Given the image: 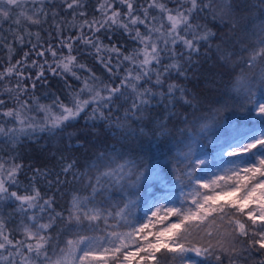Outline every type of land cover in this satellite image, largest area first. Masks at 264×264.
<instances>
[{"label": "trees", "instance_id": "trees-1", "mask_svg": "<svg viewBox=\"0 0 264 264\" xmlns=\"http://www.w3.org/2000/svg\"><path fill=\"white\" fill-rule=\"evenodd\" d=\"M130 2L134 8L133 15L143 19L147 11L146 23L150 26L168 24L166 13L159 7H150L153 0ZM17 3L19 6L7 5V0H4V7L9 11V16L5 18L0 14V73L5 74L0 80V100L4 101L0 105V126L6 130L20 127L14 117L3 115L9 109L20 112L26 123L34 121L37 129L44 126L45 112L40 106H48L51 102L58 108L54 103L57 97L65 105L71 106L72 94L79 91L83 80L93 73L104 83L119 84L125 69L130 68L131 64L123 61L122 55L105 50L101 55L105 60L110 58L114 68V72L109 73L96 58L95 49L78 39L81 35L98 38V42L108 49L113 46L119 48L123 55L142 47L132 39L134 30L131 25L130 34L119 25H111L95 32L84 24L86 20L91 22L94 19H103L99 9L106 0H78L71 9L67 4L72 3V0H17ZM107 3L112 6L108 15H111L112 11H119L120 21L128 22L126 4L121 0H107ZM156 3L164 4L168 9L179 6L177 0H156ZM212 9L214 11L206 9L200 13L195 22L205 25L216 35L208 43H202L199 54H193L191 57V63L180 61L184 64V76L173 70L162 77V88L153 89L158 93H166L169 84H178L186 89L189 100L196 98L191 104L179 99L178 92L172 103H169L170 98L157 95L144 110L142 119H121L122 126L117 127L116 118L124 117L125 109L131 102L125 103L121 98L117 103L123 104V107L118 111L113 108L112 121L91 120L89 115L93 105H90L75 120L66 121L62 130H37L29 134L17 132L15 136L0 134V164L4 165L5 170L20 165L16 173L17 183L6 185L9 191L30 194L34 189L39 190L42 198L39 200L40 204L51 200V208L46 207L44 210L47 215L50 217L56 213L62 214V218H57L45 233L51 237L49 255L58 245L79 233L75 223L70 224L67 220L71 202L75 192L80 190L81 181L100 164L111 162L113 159H131L138 166H143L152 160H158L157 157L170 159L178 152H187L186 145H191L193 136L197 135L212 155L219 146L216 142L219 132L229 131L227 126H223L224 121L233 119L238 124L248 126L258 122V118L253 117L254 113L249 120L246 108L241 105L249 87L256 94L264 91L260 84L261 79H264L261 75L264 72V59L260 58L254 67L248 63L259 50L257 39L264 35L260 32L261 26L264 25V0H212ZM226 13L228 15H225ZM213 15H216L217 19H213ZM29 16L39 20V23H32L27 18ZM220 16L225 18L221 20ZM232 18L239 21L234 31L231 30ZM135 27L139 28L141 33L145 32L144 25L137 24ZM20 37H23V40ZM65 43L72 44L71 54L76 56L77 63L86 66L85 69H74L81 80H76L70 74L54 75L50 70L49 66L56 68V62L69 54ZM217 45H220V51H217ZM50 46L57 52L55 57L48 51ZM182 51L183 46L178 44L176 52ZM39 52H44V56L38 55ZM162 55L163 65H154V68L163 73V66L173 63V60L166 54ZM222 55L227 59H221ZM18 61L20 63H17ZM33 61L36 62L35 65ZM41 65L44 77L37 79ZM8 68H13V71L7 73ZM154 80L153 75V82ZM34 83L35 87L32 86ZM84 98H88L87 94ZM24 101H27V106L22 108L21 103ZM193 112L195 116L192 115ZM105 114L107 115V111ZM197 117L203 119L197 121ZM212 121L214 124H211ZM202 124H208L209 129L201 130ZM210 136H213L214 140H211ZM168 149H171V152ZM69 165L72 167L68 168ZM169 171H172L171 165ZM0 175H6V172ZM188 185L189 182L185 180L183 187ZM156 187L160 189L159 186ZM110 196H122V193L114 187ZM110 198L104 197L103 205H110ZM18 204V201H0V222L4 224V234L13 244L26 239L23 226L29 223L28 217L31 213L39 211L44 214V211L34 208L25 216ZM227 213L230 214V219L234 216L247 225L251 224L242 213L233 209ZM222 215H214L213 218L219 226L212 232L211 237L206 231L198 229L192 230L191 239L197 244L211 245L215 253L209 257L217 261L215 257L219 255L220 260L217 262L221 264H261V260H264V249H260L255 243L259 236H252L251 233L249 236H239L234 228L228 227V218L221 219ZM136 217L141 219L140 214ZM233 245L235 252L231 251ZM6 247L8 251H13L11 246ZM222 248L225 250L222 251ZM8 251L4 252L8 254ZM241 252L243 254L238 255ZM172 255L161 249L155 261H140L134 264H176L177 260L172 259ZM109 264H116L115 260H111Z\"/></svg>", "mask_w": 264, "mask_h": 264}, {"label": "snow or ice", "instance_id": "snow-or-ice-1", "mask_svg": "<svg viewBox=\"0 0 264 264\" xmlns=\"http://www.w3.org/2000/svg\"><path fill=\"white\" fill-rule=\"evenodd\" d=\"M121 2L126 4L128 9L126 15L129 17V20L127 23L120 21L121 14L119 11H112L111 15L107 14L112 6L106 0V3L102 4L99 9L103 19H94L91 22L86 20L84 24L95 32H99L106 27H111V25H119L125 31H129L130 34L131 30L129 29V25H131L134 30L132 39L137 41L142 47L133 49L132 53L128 55H123L119 48L113 46L111 49H108L107 46L100 44L98 38L93 39L83 35L78 38L85 45H89L95 49L96 58L104 65L109 73H113L114 68L111 59L105 60L101 55L105 50L122 55L123 61H128L131 64L130 68L125 69V74L120 78L119 84H114V82L104 83L93 73L83 80V86L79 91L72 94L71 106L65 105L59 97L54 101L60 109L58 113L53 112L50 106H40V109L45 112L44 126L37 129L34 121L32 123H26L21 118L20 112L9 109L3 115L14 117L20 127L18 129L11 128L6 130L0 126V134H11L15 136L17 132L29 134L37 130H62V126L66 121L75 120L90 105H93L89 115L91 120L112 121L113 108L115 107L118 111L119 108L123 107V104L117 103V101L123 98L125 103L128 101L131 102L129 107L125 109L124 117H117L115 120L116 126L121 127V119H142L144 110L148 108L151 101L157 95L170 98L169 103H172L176 99L177 92L179 93V99L183 100L186 104H191L192 100L196 99L192 97V100H189L186 95V89L175 83L168 85L166 93L162 91L158 93L153 91V89L157 87L162 88L164 85V79L162 77L165 74L171 73L173 70L180 76H184V64L180 63V61L183 60L185 63H191V57L193 54H199L202 43H208L216 35L205 25L195 22L198 15L206 9L214 11L212 9V0H182V2L181 0H177L179 6L175 9H168L164 4H157L156 0H153L150 7H159L163 13L167 14L168 24L164 25L161 23L159 27L154 24L150 26L146 23L147 11H145L144 18L142 19L138 15H133L134 8L130 0H121ZM77 3L78 0H72V3L67 4V7L71 9ZM7 5L19 6L17 0H7ZM185 5L188 6L186 7ZM228 7L230 11L231 6L229 5ZM0 14L5 18L9 16V11H6L4 7V0H0ZM225 15H228V13ZM27 18L32 23H39V20H35L31 16ZM212 18L217 19V16L213 15ZM224 18V16L219 17L221 20ZM230 23L231 30L234 31L239 21L232 18ZM137 24L145 26L144 33H141L139 28L135 27ZM260 32L264 33V25L261 26ZM20 39L23 40V37H20ZM178 44L183 46V51L180 53L176 52V46ZM257 45L259 48L258 52L248 61L253 67L258 58L264 59V35L259 36ZM65 46L68 48L69 54L56 62V68L49 66L50 70L54 75L63 76L64 74H70L76 80H81V77L76 74L74 69L77 67L85 69L86 66L78 64L76 56L71 54V43H65ZM209 47H211V44H209ZM216 47L217 51L221 50L220 45ZM48 51H51L53 57L57 55V52L51 46ZM162 54H166L173 60V63L163 66V73L154 68V65H163ZM38 55L44 56V52H39ZM25 56H27V53H25ZM221 59H227V57L222 55ZM17 63L20 62L18 61ZM33 64L35 65L36 62L33 61ZM13 68H8L6 70L7 73H11ZM40 68L41 71L38 72L37 79L44 77L43 66L41 65ZM4 75L0 73V80L4 78ZM153 75L155 76L154 82ZM261 75L264 77V72ZM237 83L239 84L240 81L238 80ZM260 84L261 88H264V79H261ZM144 85L149 86L145 87ZM32 86L35 87V83ZM85 94L88 96L86 99L84 98ZM3 103L4 101L0 100V105ZM26 106L27 101L21 103L22 108ZM241 107L246 108L249 120H251L252 114L254 113L258 118V122L253 124L251 128L237 132L230 140H226L220 146L219 156L226 154L228 157L241 158L246 155L248 158L246 161H243V163L247 164V167L244 168L246 182H239V174L236 169L227 170L237 177V180L229 186L230 190L222 186L221 182H223V185H227V181L222 175H214L213 178H210L206 182L194 176L196 169L201 168V166L207 168V161L199 158L205 155V153L203 151L194 153L191 145H186L188 147L187 152H178L176 156L160 161V168L155 166L145 167L143 171H140L134 161H129L124 165L118 166L117 169L103 174L109 179L115 178L116 182L125 179L130 180V184L128 185L132 189L129 193L130 197L138 196L142 184L149 191L151 188L156 187L154 182H159L164 189H167L170 184L183 186L185 180L190 184L195 179V183L198 185V187L193 188L187 193L185 199L181 200L179 207L166 206L160 203L161 200H170L169 196L157 197L155 194L152 195L151 203L149 204V211L151 212V216L148 217L149 222L141 224L139 228H134L133 232L126 234L129 238L134 233L144 234L143 240L145 246L139 249V251L144 253L141 256V260L155 261L157 259V253L161 252V249H164L166 253L173 254L171 258L179 260L181 264H186L185 257L188 252H195L197 256L213 255L215 249L211 245L205 248H196L194 246L185 247L184 245V241L188 239L190 231L198 227L210 213H223L221 219L228 218V227L234 228V231L239 236H249L250 233L252 236H259V239L255 240V243L259 245L260 249H264V179H257V174L259 177H264V91H261L257 97L256 92L252 91V88L249 87ZM106 111L107 115L105 114ZM192 115L195 116V112ZM202 119V117L196 118L197 121ZM208 126V124H202L201 130ZM231 141L235 142L233 143ZM168 151L171 152V149H168ZM157 159L160 160L159 157ZM169 165L172 168L171 172L169 171ZM71 167L72 165L68 166V168ZM19 168L20 165H15L5 170L4 165L0 164V173L6 172V175H0V201H18V207L25 216H27L29 210L34 208H40L41 211H44L46 207L51 208V200H45L43 204L39 203V200L42 199L39 190L34 189L30 194H18L17 191H9V187L6 185L17 183L16 173L19 171ZM68 168L65 169L66 172ZM133 176L135 177L134 179H132ZM250 181H254V183H251V186L248 183ZM98 186L99 180L97 181V185L93 186L94 193L97 191ZM216 188H220V191L217 192ZM200 189H207L208 192H201ZM240 189H243V195L237 199H230V196H234ZM189 199L191 205L194 207H185V202ZM148 202L149 198L145 197V203ZM253 202H255L256 206L245 213L244 209L248 208ZM132 207H135V200L130 198L117 215H130V209ZM229 207L234 208L236 212L246 215L247 221H250L251 224L247 225L239 220L230 219V214L225 212V209ZM153 208L155 210H152ZM161 212H163L162 216L160 215ZM102 216L103 213L99 208H87L85 200L74 196L67 220L70 224L74 222L76 225H79L83 220H87L91 224L101 219ZM169 217H176L177 222L169 223L155 232L149 230V223L152 222L153 218H156L158 223L163 224ZM57 218H62V214L56 213L55 216L49 217L48 223L41 224L38 223V218L35 216L28 217L29 223L23 226L26 239L24 241H17L16 244H13V241L4 234V224L0 222V239H2V242H0V250L8 251L6 246H11L13 249V251H8V256H4L3 252L0 251V261L8 260L9 264H17L15 257L18 256L20 258L19 264H32L33 261H39L40 264H75L77 259L83 264V261L90 256L92 249L89 247V250L85 251L83 256L77 257L75 255L76 248L74 242L71 240L67 242V249H62L59 258L55 261L48 254V247L51 246V237L45 233ZM33 228H35V231L32 230ZM152 228H156V223H152ZM113 235L116 240H121L120 235ZM208 235L211 237L212 233H208ZM149 236H153L154 242L148 239ZM31 241H35V243ZM85 242L91 246L93 239L81 236L75 242V245L78 246ZM108 242L113 244V259H119L116 253L120 252V247H117L112 240ZM221 250L224 251L225 249L222 248ZM231 251L235 252L234 245L231 247ZM242 254V252L238 253V255ZM53 255H56V253L53 252ZM128 258V255H124V260H128ZM215 258L217 261L220 260L219 255H216ZM261 264H264V260H261Z\"/></svg>", "mask_w": 264, "mask_h": 264}, {"label": "rangeland", "instance_id": "rangeland-1", "mask_svg": "<svg viewBox=\"0 0 264 264\" xmlns=\"http://www.w3.org/2000/svg\"><path fill=\"white\" fill-rule=\"evenodd\" d=\"M259 60L260 58L257 59V61ZM259 94H257V97L259 96ZM48 106H50L51 110L55 113H58L60 111L59 107L55 108L51 102L48 103ZM253 117L257 118L255 114ZM211 124H214V122L212 121ZM224 125L227 126V130L229 129V131L227 133L223 131L219 132V138L216 139V142L219 146L218 149L212 155L208 153V150L206 149L204 144L201 143L199 137H197L198 135L193 136L191 147L194 153H199L203 151L205 155L200 156L199 158L205 159L207 161V168L201 166V168L196 169L194 176L199 177L202 179V181L206 182L210 178H213L214 175H222L227 181V185H223V182H221L222 186H224L227 190H230L229 186H231L237 180V177L233 175L232 172H229L227 170L236 169L239 174V182H246L244 168L247 167V164L243 163V161H246L248 158L246 155L241 158L228 157L226 154L224 156H219L218 153L220 151V146L224 144L226 140H230V138L237 132L244 131L245 129L251 128L252 126L238 124L233 119H227L226 121H224L223 126ZM212 128L215 129L214 127ZM210 138L211 140H214L213 136H210ZM231 142L234 143L235 141ZM162 160L165 159L152 160L144 164L143 166H138L136 163L135 164L137 165L140 171H143L145 167L155 166L157 168H160V161ZM129 161L132 160L113 159L111 162L106 161L104 162V164H100L99 166H97V168L91 174H87L85 179L81 181L80 190L78 192H75L74 196H78L82 200H85L87 203V208H99L102 211L103 216L101 219H98L97 221L91 224L87 220H83L79 225L74 224L77 227L79 233L77 234V236L68 238L65 243L58 245L53 250V252L56 253V255H53L52 252V254L50 255L53 257V261L59 258L62 249H67V242L69 240L74 242V246L76 248L75 255L77 257L83 256L84 252L88 251L89 247H91L92 251L90 253V256L83 261V264H109L111 260H114L113 244L109 243V240L114 241L115 245L117 247H120V252L116 253V255L119 257V259L115 260L116 264H134L135 262L144 261L141 260V256H143L144 253L139 251L141 247L145 246V242L143 240L144 234L134 233L130 238L127 237L126 234L133 232V229L139 228L141 224L149 222L148 217L151 216V212L149 211V204L151 203L152 195L155 194L157 197L169 196L170 200H161L160 203L165 204L166 206L179 207L181 200L185 199L187 193L190 192L193 188L198 187V185H196L195 183V179L186 187L174 186L170 184L167 189L162 188L159 182H154L157 186L160 187L161 190L158 191L157 187H153L149 191V189L142 184L138 196L130 197L129 193L132 191V189H130L128 186L130 184V180L125 179L116 182L115 178L109 179L108 177H105L103 175L104 173L110 170L117 169L118 166L124 165ZM249 163L251 162L249 161ZM134 178L135 177L133 176L132 179ZM257 179H264V177H259V175L257 174ZM98 180L99 186L97 187V191L94 193L93 186L97 185ZM248 183L249 186H251V183H254V181H250ZM114 187H117L120 190L122 196H113L112 198H110L111 192ZM200 191L208 192L207 189H200ZM216 191L219 192L220 188H216ZM241 195H243V189L238 190L234 196H230V199H237ZM104 197L110 198L112 200V202H110V205H103L105 203ZM145 197L149 198L148 203H145ZM130 198L135 200V207H132L130 209V215H117V213H119L121 209L124 208L125 203H127ZM255 206V202H253L249 205L248 208L244 209V212L246 213L252 207ZM185 207H194L193 205H191L190 199L185 202ZM230 209H233L236 212V210L231 207L226 208L225 212L230 211ZM152 210L155 209L153 208ZM47 214L48 213L45 211L44 214H40L39 211H37L31 213L30 217L35 216L36 218H38V223L43 224L49 222V216ZM137 214H140V220L137 219ZM217 214L218 213H210L207 218L199 224L198 227H195L192 230L202 229V231H206V233H212L219 226L218 222L215 221V218H213L214 215ZM160 215L162 216L163 212H161ZM231 219L239 220L240 222L244 223L242 220H240V218L234 216H232ZM175 222H177L176 217H169L168 220L165 221L163 224L158 223L156 221V218H153L152 222L149 223V230L155 232L165 227L167 224ZM152 223H156L155 229L152 228ZM32 230L35 231V228H33ZM192 230L190 231V233L192 232ZM190 233L188 235V241H184L185 247L194 246L196 248H205V246H208L204 244L201 245L195 243L191 239ZM113 234L120 235L121 240H116ZM81 236L92 238L93 244L90 246L87 242H85L76 246L75 242L79 240ZM148 239L154 242L153 236H149ZM0 251L3 252L4 256H8V254L5 253L4 250ZM124 255H128V260H124ZM18 258L19 257L15 258L17 264H19L20 260H18ZM185 260L186 264H221L217 261H213V259L209 256H197L195 252L186 253ZM0 264H9V261H0ZM32 264H40V262L33 261ZM75 264H81V261L77 259L75 261ZM176 264H181V262L177 260Z\"/></svg>", "mask_w": 264, "mask_h": 264}]
</instances>
